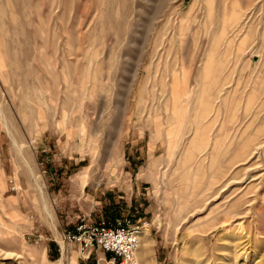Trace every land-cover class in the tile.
<instances>
[{"label": "rangeland", "instance_id": "374dc122", "mask_svg": "<svg viewBox=\"0 0 264 264\" xmlns=\"http://www.w3.org/2000/svg\"><path fill=\"white\" fill-rule=\"evenodd\" d=\"M122 214L137 264H264V0H0V264Z\"/></svg>", "mask_w": 264, "mask_h": 264}, {"label": "built area", "instance_id": "2783aa9c", "mask_svg": "<svg viewBox=\"0 0 264 264\" xmlns=\"http://www.w3.org/2000/svg\"><path fill=\"white\" fill-rule=\"evenodd\" d=\"M140 234L141 227L134 224L128 215L122 214L110 221L82 218L73 231L63 233V240L76 247L79 264H87L98 252L110 255V264H137Z\"/></svg>", "mask_w": 264, "mask_h": 264}, {"label": "bare ground", "instance_id": "6f19581e", "mask_svg": "<svg viewBox=\"0 0 264 264\" xmlns=\"http://www.w3.org/2000/svg\"><path fill=\"white\" fill-rule=\"evenodd\" d=\"M82 178H84V176L82 177ZM40 189V188H39ZM44 209H45V211L47 212V214L49 215V212H48V210H47V207L46 206H44ZM144 233V232H143ZM143 233H141V235H143ZM146 234V233H145ZM144 234V235H145ZM63 243V242H62ZM69 245V244H68ZM63 253H64V255H65V253H66V249H65V247L62 245V247H61V255H63ZM62 263V260H59L58 261V264H61Z\"/></svg>", "mask_w": 264, "mask_h": 264}]
</instances>
